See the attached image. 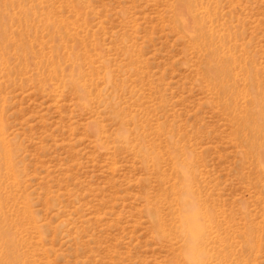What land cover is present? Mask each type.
Here are the masks:
<instances>
[{"label":"rangeland","instance_id":"374dc122","mask_svg":"<svg viewBox=\"0 0 264 264\" xmlns=\"http://www.w3.org/2000/svg\"><path fill=\"white\" fill-rule=\"evenodd\" d=\"M181 230L264 264V0H0V264H178Z\"/></svg>","mask_w":264,"mask_h":264},{"label":"clouds","instance_id":"9594fccd","mask_svg":"<svg viewBox=\"0 0 264 264\" xmlns=\"http://www.w3.org/2000/svg\"><path fill=\"white\" fill-rule=\"evenodd\" d=\"M193 162L194 157L191 153H185L177 161V171L179 172L180 181L185 192V204L190 199V196L197 191ZM157 226L161 235L168 236L170 234L167 222H161L159 217H157ZM173 236L177 244L178 264H207L210 249L201 247L194 233H187L181 230L173 233Z\"/></svg>","mask_w":264,"mask_h":264},{"label":"bare ground","instance_id":"6f19581e","mask_svg":"<svg viewBox=\"0 0 264 264\" xmlns=\"http://www.w3.org/2000/svg\"><path fill=\"white\" fill-rule=\"evenodd\" d=\"M177 16L179 19L182 21L185 30L190 34H195V33H201L202 32V27L198 28L197 30V22L194 18V16H191L188 10H186L183 6H180L177 8ZM200 213V211H199ZM7 263V262H6Z\"/></svg>","mask_w":264,"mask_h":264}]
</instances>
